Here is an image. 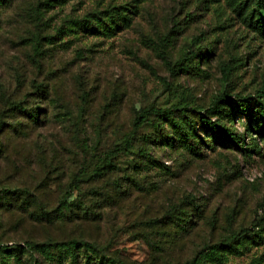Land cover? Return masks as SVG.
<instances>
[{
	"label": "rangeland",
	"instance_id": "1",
	"mask_svg": "<svg viewBox=\"0 0 264 264\" xmlns=\"http://www.w3.org/2000/svg\"><path fill=\"white\" fill-rule=\"evenodd\" d=\"M263 89L264 0H0V264H264Z\"/></svg>",
	"mask_w": 264,
	"mask_h": 264
},
{
	"label": "trees",
	"instance_id": "2",
	"mask_svg": "<svg viewBox=\"0 0 264 264\" xmlns=\"http://www.w3.org/2000/svg\"><path fill=\"white\" fill-rule=\"evenodd\" d=\"M106 12V11H105ZM104 11L98 12L96 15L99 17L100 15H102L103 13H105ZM95 14V13H94ZM86 22H90L91 20L87 19ZM39 90H40V94H45L46 93V87L42 86V85H38ZM38 90V89H37ZM262 92L264 93V89L262 90ZM256 96L259 97H263V95H260L259 93H256ZM231 95L228 94H224L223 98L221 99V102H231ZM236 104H237V109L242 113V114H246L248 121L251 120V117L249 118V111L248 109L239 101V98L236 99ZM218 107V104L216 102H214L212 104V106H210L205 113H202L199 115V125L207 132H209L217 141L220 142H227L233 145H238L241 142L240 136L239 134L233 130L231 125H226L224 123H219L216 120H213L211 117H209V113L213 110H215ZM38 109V107H36ZM151 112H153L154 114L161 116L162 118H165L167 120H172L173 119V111L172 109L166 108V109H151ZM148 112H145L144 110L141 111V113L135 117L134 121H133V129L136 130L139 127H141L142 125L148 123ZM259 120H260V124H262V127H260V131L263 132L264 131V106L261 107V111H259ZM39 116L40 113L37 111H31L30 113H28V118L32 123H35L36 126H39ZM249 128V127H248ZM2 157V156H1ZM67 160V159H66ZM3 161H4V165L5 168L7 167V161L9 162V160L5 157H3ZM4 168V169H5ZM23 202V201H21ZM24 203V202H23ZM213 246V245H212ZM206 247H209L206 246ZM118 264H124L120 261H117ZM190 264V263H189Z\"/></svg>",
	"mask_w": 264,
	"mask_h": 264
}]
</instances>
